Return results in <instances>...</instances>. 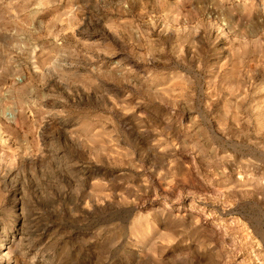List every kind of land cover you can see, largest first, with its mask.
<instances>
[{
	"label": "rangeland",
	"instance_id": "1",
	"mask_svg": "<svg viewBox=\"0 0 264 264\" xmlns=\"http://www.w3.org/2000/svg\"><path fill=\"white\" fill-rule=\"evenodd\" d=\"M0 264H264V0H0Z\"/></svg>",
	"mask_w": 264,
	"mask_h": 264
}]
</instances>
